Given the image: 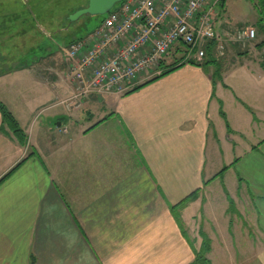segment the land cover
I'll list each match as a JSON object with an SVG mask.
<instances>
[{"label":"crops","instance_id":"1","mask_svg":"<svg viewBox=\"0 0 264 264\" xmlns=\"http://www.w3.org/2000/svg\"><path fill=\"white\" fill-rule=\"evenodd\" d=\"M240 27L213 23L225 52L198 63L174 44L127 93L73 97L62 43L1 69L25 141L0 114V264H191L201 232L209 264H264V46Z\"/></svg>","mask_w":264,"mask_h":264},{"label":"built area","instance_id":"2","mask_svg":"<svg viewBox=\"0 0 264 264\" xmlns=\"http://www.w3.org/2000/svg\"><path fill=\"white\" fill-rule=\"evenodd\" d=\"M221 0H122L86 36L62 47L69 60L75 94L124 93L142 75L157 76L176 43L187 45L184 61L200 62L212 41L217 55L227 39L213 29L214 6ZM255 37L250 26L237 28L233 41ZM264 61V58H263Z\"/></svg>","mask_w":264,"mask_h":264},{"label":"rangeland","instance_id":"3","mask_svg":"<svg viewBox=\"0 0 264 264\" xmlns=\"http://www.w3.org/2000/svg\"><path fill=\"white\" fill-rule=\"evenodd\" d=\"M87 1L0 0V70L29 64L33 57L45 53L44 46L55 49L57 44L62 43L64 47L68 45V40L86 36L107 15H82L77 20H69L68 16L84 7ZM218 8L219 5L215 6V14ZM215 21H225L228 26L250 25L257 33L252 41L264 39L262 0H227L221 14L213 18L214 25ZM22 31L38 32L42 38L45 37L44 40L40 39V48L35 45L30 50V46L22 41ZM57 53L65 61L62 49H57ZM261 55L264 58V50ZM65 69L68 71L66 64Z\"/></svg>","mask_w":264,"mask_h":264},{"label":"trees","instance_id":"4","mask_svg":"<svg viewBox=\"0 0 264 264\" xmlns=\"http://www.w3.org/2000/svg\"><path fill=\"white\" fill-rule=\"evenodd\" d=\"M78 38H80V37H78ZM78 38H74V39L70 40L69 43L75 41ZM257 45L258 46H264V39L262 41H260ZM213 46H214V43L212 41H210L209 43L207 42L206 45H205L206 51L208 49L211 50L213 48ZM185 47H186V49H189L187 45H185ZM183 58H184V56H182L178 61L183 60ZM188 62L197 63V62H195L193 60H189ZM176 63H178V62L175 61V62H173L170 65H165L163 62H161V66L160 67H161L162 71H161V73L159 75H157L155 77H152L151 79H149L146 82H143L141 84H138V85L134 86L130 91L135 90V89L141 87L142 85L148 83L149 81H152V80L156 79L157 77L172 71L176 67L175 66ZM127 92H129V90L126 91V93ZM220 113L223 114V112L221 110H220ZM0 114H1L2 124H5V125L8 126L10 131L16 136V138H18V141L20 143H24V141H25L24 133H23L22 129L20 128L17 120L12 115V113L5 107V105H3L1 102H0ZM230 207H231V205L229 206V208ZM201 238H202V240H201L200 248H199L198 251H196L194 253V260L191 262V264H209V260L206 257V253L210 249V241H209L208 237L203 232H201ZM29 264H34L33 257L30 258Z\"/></svg>","mask_w":264,"mask_h":264},{"label":"water","instance_id":"5","mask_svg":"<svg viewBox=\"0 0 264 264\" xmlns=\"http://www.w3.org/2000/svg\"><path fill=\"white\" fill-rule=\"evenodd\" d=\"M122 0H88L87 4L72 12L69 16V20H77L82 15H98L109 12L113 6ZM59 121L56 125H59Z\"/></svg>","mask_w":264,"mask_h":264}]
</instances>
